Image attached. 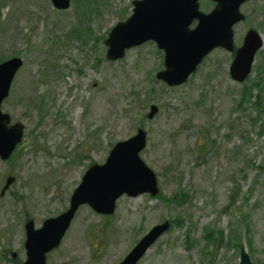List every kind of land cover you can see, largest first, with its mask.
I'll return each mask as SVG.
<instances>
[{"label": "rangeland", "instance_id": "1", "mask_svg": "<svg viewBox=\"0 0 264 264\" xmlns=\"http://www.w3.org/2000/svg\"><path fill=\"white\" fill-rule=\"evenodd\" d=\"M133 1L72 0L59 11L51 0H0V61L24 59L2 110L26 127L11 159H0V192L16 177L0 194V264L24 260L26 218L41 227L59 216L90 165L138 129L160 194L122 196L110 219L82 206L51 262L116 264L168 220L139 264H239L241 247L264 264V0L243 4L246 20L234 27L237 47L251 28L263 38L248 79H232L233 54L218 48L175 88L157 79L165 53L156 42L106 56ZM99 252L107 257L94 260Z\"/></svg>", "mask_w": 264, "mask_h": 264}, {"label": "water", "instance_id": "2", "mask_svg": "<svg viewBox=\"0 0 264 264\" xmlns=\"http://www.w3.org/2000/svg\"><path fill=\"white\" fill-rule=\"evenodd\" d=\"M210 1L215 3V8L205 13L201 10L200 0H135L132 15L119 22L105 41L108 60L119 61L129 49L154 41L165 53V68L156 74L157 79L175 87L186 84L214 49L237 50L230 73L234 80L242 83L251 74L263 38L251 29L241 48L235 50L233 27L245 20L241 7L248 0ZM51 2L58 10H67L72 4L71 0ZM23 65L21 57H12L0 64V159L3 161H8L24 138V124L12 123V116L2 111V103L9 97L13 81ZM150 109L147 118L152 120L159 108L154 104ZM147 142L148 133L138 129L132 138L116 143L104 164L91 165L83 175L66 211L58 217L48 218L41 228L36 229L34 221H28L27 261L24 264L47 263V254L59 248L80 206L87 204L99 214L113 215L118 199L124 194L132 198L147 193L157 196L160 191L158 176L141 157ZM14 181L13 175L8 176L1 196ZM170 228L171 221L168 220L152 227L119 264H138ZM241 250L240 264H254L245 248Z\"/></svg>", "mask_w": 264, "mask_h": 264}, {"label": "flooded vegetation", "instance_id": "3", "mask_svg": "<svg viewBox=\"0 0 264 264\" xmlns=\"http://www.w3.org/2000/svg\"><path fill=\"white\" fill-rule=\"evenodd\" d=\"M5 196V195H4ZM65 211V210H64ZM78 214V213H77ZM77 214H76V216H77ZM102 216H104V217H106V218H108V219H110V218H112L114 215H102ZM76 218V217H75ZM74 218V219H75ZM74 219H73V221H74ZM30 220H32V221H34L33 219H30V218H26L25 219V223H24V234H25V237H26V223L28 222V221H30ZM45 221V220H44ZM44 221L42 222V224L44 223ZM72 221V222H73ZM35 223V222H34ZM41 224V225H42ZM72 224V223H71ZM72 226V225H71ZM71 228V227H70ZM70 230V229H69ZM67 234V233H66ZM65 234V235H66ZM145 235V234H144ZM66 237V236H65ZM65 237L63 238V240H62V243H63V241H64V239H65ZM26 240H27V237H26ZM26 240H25V243H26ZM25 243H24V249H25ZM61 246V245H60ZM60 249V248H59ZM59 249H56V250H54V251H51V252H49V254H47V256H46V259H47V263L46 264H61V263H65V264H70V263H67V262H61V263H55V262H51V256H52V254L53 253H55V252H57V250H59ZM131 250V249H130ZM129 250V251H130ZM101 251H103V249H101ZM26 255H27V252H26V249H25V258H24V260H22V261H20L18 264H23L25 261H26ZM14 256V257H13ZM13 259L14 260H16V258L19 256L18 255V253H13ZM127 256V255H126ZM125 256V257H126ZM94 257V260H98V261H100V260H102V258L104 259V258H106L107 257V253H105V254H100V252L98 253V254H95V256H93ZM125 257L123 258V259H121V260H119V261H117L116 262V264H119L120 262H122L124 259H125Z\"/></svg>", "mask_w": 264, "mask_h": 264}, {"label": "trees", "instance_id": "4", "mask_svg": "<svg viewBox=\"0 0 264 264\" xmlns=\"http://www.w3.org/2000/svg\"><path fill=\"white\" fill-rule=\"evenodd\" d=\"M0 62H2V61H0ZM258 103H259V101H258Z\"/></svg>", "mask_w": 264, "mask_h": 264}]
</instances>
